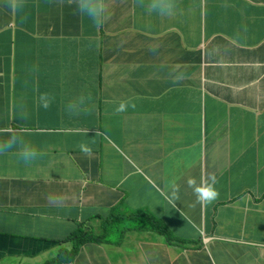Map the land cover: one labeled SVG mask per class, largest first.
<instances>
[{
	"label": "crops",
	"instance_id": "crops-1",
	"mask_svg": "<svg viewBox=\"0 0 264 264\" xmlns=\"http://www.w3.org/2000/svg\"><path fill=\"white\" fill-rule=\"evenodd\" d=\"M77 231L61 264H264V0H0V264Z\"/></svg>",
	"mask_w": 264,
	"mask_h": 264
},
{
	"label": "clouds",
	"instance_id": "clouds-1",
	"mask_svg": "<svg viewBox=\"0 0 264 264\" xmlns=\"http://www.w3.org/2000/svg\"><path fill=\"white\" fill-rule=\"evenodd\" d=\"M90 14L95 17V13L93 11H91ZM188 183H189L190 186H192V185H194L195 181L194 180H189ZM195 192L197 194L198 201H211L217 195V193L215 191H213L210 187H196L195 188ZM120 217H116L114 215V217L107 223V225H109V223H111V222L117 224L118 221H121L124 218V217H122L119 220ZM138 218L142 219V222H143L142 225H144V226H148L149 228L152 227V226H156L154 223H151V221H147L146 220V213H141L138 216ZM164 235H166L167 239L170 238V234H169L168 230L166 231V234H164ZM213 240H214V237L206 236V234L203 233L202 236H201L200 245L193 246V247L208 248V246L212 243Z\"/></svg>",
	"mask_w": 264,
	"mask_h": 264
},
{
	"label": "trees",
	"instance_id": "trees-1",
	"mask_svg": "<svg viewBox=\"0 0 264 264\" xmlns=\"http://www.w3.org/2000/svg\"><path fill=\"white\" fill-rule=\"evenodd\" d=\"M121 218L122 217H120L119 220ZM166 231H167V228H162V234H166ZM95 239L98 241H101L103 238L100 236H98V237H92L90 235L85 236L83 234V231H77V232L73 233L69 239L74 243L73 251H70V252L62 251V252H60V256H59L57 261L51 260L50 261L51 263H47V264H61V263H64L65 261L71 262V259L75 258L77 256L80 245H82L86 242H90V241L95 240Z\"/></svg>",
	"mask_w": 264,
	"mask_h": 264
},
{
	"label": "bare ground",
	"instance_id": "bare-ground-1",
	"mask_svg": "<svg viewBox=\"0 0 264 264\" xmlns=\"http://www.w3.org/2000/svg\"><path fill=\"white\" fill-rule=\"evenodd\" d=\"M109 224H112V222L109 223ZM149 230H151V231H155V232H159V233L162 234V227L152 226V227L149 228ZM85 235L88 236V235H90V233L87 232V233H85ZM206 236H210V235H207V234H206ZM210 237H212V236H210Z\"/></svg>",
	"mask_w": 264,
	"mask_h": 264
},
{
	"label": "rangeland",
	"instance_id": "rangeland-1",
	"mask_svg": "<svg viewBox=\"0 0 264 264\" xmlns=\"http://www.w3.org/2000/svg\"><path fill=\"white\" fill-rule=\"evenodd\" d=\"M193 246H197V245H195V244H190V243H186V247H187V249H188L189 251H193V249H192ZM73 247H74V244H73V246L71 247V251H73ZM109 249H114V248L109 247ZM79 252H80V249H79L78 253H79ZM69 260H70V259H69Z\"/></svg>",
	"mask_w": 264,
	"mask_h": 264
}]
</instances>
